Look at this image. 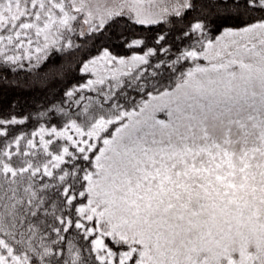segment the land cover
Wrapping results in <instances>:
<instances>
[{"label": "snow or ice", "instance_id": "obj_1", "mask_svg": "<svg viewBox=\"0 0 264 264\" xmlns=\"http://www.w3.org/2000/svg\"><path fill=\"white\" fill-rule=\"evenodd\" d=\"M0 264H264V0H0Z\"/></svg>", "mask_w": 264, "mask_h": 264}, {"label": "rangeland", "instance_id": "obj_2", "mask_svg": "<svg viewBox=\"0 0 264 264\" xmlns=\"http://www.w3.org/2000/svg\"><path fill=\"white\" fill-rule=\"evenodd\" d=\"M120 2L121 0H88V3L93 10H95L96 8H100L101 10L105 8H115L119 5Z\"/></svg>", "mask_w": 264, "mask_h": 264}]
</instances>
